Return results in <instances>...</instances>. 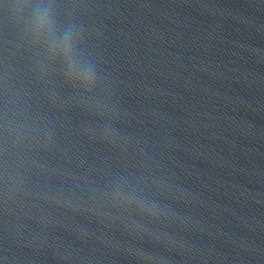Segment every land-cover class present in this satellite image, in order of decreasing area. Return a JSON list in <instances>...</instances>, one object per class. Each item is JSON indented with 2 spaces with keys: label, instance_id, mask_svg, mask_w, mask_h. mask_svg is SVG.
<instances>
[{
  "label": "water",
  "instance_id": "1",
  "mask_svg": "<svg viewBox=\"0 0 264 264\" xmlns=\"http://www.w3.org/2000/svg\"><path fill=\"white\" fill-rule=\"evenodd\" d=\"M61 2L94 6L70 11L121 111L52 99L9 34L10 105L56 127L48 148L10 159L7 212L0 178V260L140 264L139 249L160 264H264V0ZM4 62L0 24V107ZM108 128L115 142L98 139ZM116 176L184 219L122 215L102 195Z\"/></svg>",
  "mask_w": 264,
  "mask_h": 264
},
{
  "label": "clouds",
  "instance_id": "2",
  "mask_svg": "<svg viewBox=\"0 0 264 264\" xmlns=\"http://www.w3.org/2000/svg\"><path fill=\"white\" fill-rule=\"evenodd\" d=\"M94 7L89 5H69L61 0H0V24L3 26L5 48L3 104L0 107V155L3 157L2 181L5 212L9 202L10 159L14 155L37 153L48 148L54 140V121L14 109L9 101L8 88V39L15 33L17 47L29 58V66L35 78L48 89L52 99L69 102L91 116L112 120L121 109L113 99L112 85L103 75L100 61L88 44L91 29L70 9ZM68 93L70 95L65 96ZM120 138L115 128L103 130L98 139L112 143ZM33 166L42 167L37 161ZM29 169H24L27 172ZM23 183L26 177L17 173ZM122 215L135 212L142 218L155 220L178 216L173 209L157 203L155 193L145 191L141 182L132 177L116 176L109 189L102 193ZM62 197L52 199L62 203ZM71 206V205H70ZM77 210V208H73ZM44 228L51 222L40 221ZM151 234V229L145 227ZM166 241L173 237L166 236ZM140 264H160L158 258L142 250L132 251ZM0 264H8L7 258Z\"/></svg>",
  "mask_w": 264,
  "mask_h": 264
}]
</instances>
